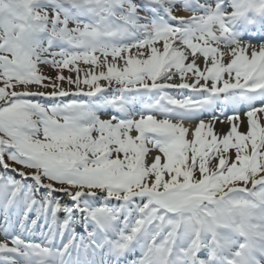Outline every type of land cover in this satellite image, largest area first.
<instances>
[{"label": "snow or ice", "instance_id": "1", "mask_svg": "<svg viewBox=\"0 0 264 264\" xmlns=\"http://www.w3.org/2000/svg\"><path fill=\"white\" fill-rule=\"evenodd\" d=\"M0 215V264H264V0H0Z\"/></svg>", "mask_w": 264, "mask_h": 264}, {"label": "bare ground", "instance_id": "2", "mask_svg": "<svg viewBox=\"0 0 264 264\" xmlns=\"http://www.w3.org/2000/svg\"><path fill=\"white\" fill-rule=\"evenodd\" d=\"M228 130V125L225 123L223 125H217V131L220 132H226ZM242 131H246V128H242ZM191 138V135L189 136ZM0 219H2V215H0Z\"/></svg>", "mask_w": 264, "mask_h": 264}, {"label": "rangeland", "instance_id": "3", "mask_svg": "<svg viewBox=\"0 0 264 264\" xmlns=\"http://www.w3.org/2000/svg\"><path fill=\"white\" fill-rule=\"evenodd\" d=\"M46 71H48L50 74H52V75H54L55 73H54V71L51 69V68H48V69H46ZM65 75H67L68 73H67V70H65V73H64ZM221 133H223L222 131H220ZM190 138V137H189ZM155 153H153V155H154Z\"/></svg>", "mask_w": 264, "mask_h": 264}]
</instances>
